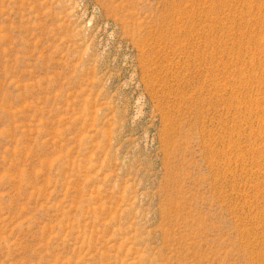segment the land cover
Returning <instances> with one entry per match:
<instances>
[{"label": "rangeland", "instance_id": "374dc122", "mask_svg": "<svg viewBox=\"0 0 264 264\" xmlns=\"http://www.w3.org/2000/svg\"><path fill=\"white\" fill-rule=\"evenodd\" d=\"M0 264H264V0H0Z\"/></svg>", "mask_w": 264, "mask_h": 264}]
</instances>
